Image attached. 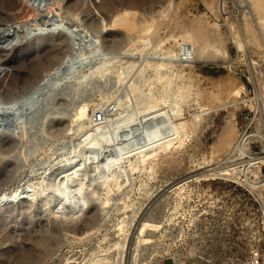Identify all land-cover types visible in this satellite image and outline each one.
Returning a JSON list of instances; mask_svg holds the SVG:
<instances>
[{
	"label": "rangeland",
	"instance_id": "rangeland-1",
	"mask_svg": "<svg viewBox=\"0 0 264 264\" xmlns=\"http://www.w3.org/2000/svg\"><path fill=\"white\" fill-rule=\"evenodd\" d=\"M261 3L0 0V264H264Z\"/></svg>",
	"mask_w": 264,
	"mask_h": 264
},
{
	"label": "bare ground",
	"instance_id": "bare-ground-1",
	"mask_svg": "<svg viewBox=\"0 0 264 264\" xmlns=\"http://www.w3.org/2000/svg\"><path fill=\"white\" fill-rule=\"evenodd\" d=\"M31 1V0H30ZM259 1V0H258ZM264 0H260V3L261 4H263L264 2H263ZM128 2V1H127ZM254 2V1H253ZM12 3V2H11ZM31 3V2H30ZM256 4H257V2H256ZM32 5V4H31ZM35 6V5H34ZM33 6V7H34ZM12 8L11 9H13V10H21V5H19L17 2H15L14 4H12V6H11ZM11 9H9V10H11ZM33 9V8H32ZM33 11H34V13H35V11H37V10H35V9H33ZM26 12V11H25ZM25 12L23 13V14H25ZM38 12V11H37ZM27 13V12H26ZM32 14V13H31ZM17 15H18V13H17ZM19 17V16H18ZM18 17H16V18H18ZM28 17V14H26V15H23V17L22 18H27ZM15 19V18H14ZM13 20V19H12ZM8 23V22H7ZM61 45V44H60ZM60 45H58L57 47H56V50H55V53H54V55L53 56H50V58L48 59V60H46V61H50L49 63V66H48V68H49V70L50 71H47L48 73H50L56 66H58V65H61L62 64V62L65 60V57L67 56V53L63 50V48H64V46H63V48H61V46ZM39 47V46H38ZM43 60V59H42ZM43 63V62H42ZM36 64V63H35ZM47 64V63H46ZM37 66H39L38 64H36ZM35 65V66H36ZM45 65V64H44ZM47 66V65H46ZM46 66H45V68H46ZM36 68V67H35ZM37 69V68H36ZM31 70V69H30ZM33 72V71H32ZM37 72V71H36ZM35 72V73H36ZM25 77V76H24ZM46 77H49V75L48 76H46ZM28 79H31V78H27V80ZM33 79H34V77H33ZM33 79H32V81H33ZM37 79V77H35V80ZM24 80V79H23ZM34 80V81H35ZM43 80H47L48 81V79H43ZM29 81H31V80H29ZM37 81V80H36ZM11 82V81H10ZM15 82H18V81H16L15 80ZM15 82L13 83V84H15ZM35 83V82H34ZM10 85V84H9ZM31 85L32 86H35V85H33V82L31 83ZM37 85V84H36ZM14 86V85H13ZM10 87H11V85H10ZM37 87V86H36ZM31 88V87H30ZM33 89H34V87H33ZM37 89H38V87H37ZM35 90H36V88H35ZM34 90V91H35ZM36 92V91H35ZM11 93V92H10ZM30 93V92H29ZM28 94V93H27ZM26 95V94H25ZM29 95V94H28ZM28 95L26 96V97H28ZM30 95H31V93H30ZM22 97V96H21ZM10 98V97H9ZM15 98V97H14ZM19 99V98H18ZM20 100V99H19ZM14 102V101H13ZM232 165V164H231ZM187 182V181H186ZM186 182H183L182 184H176V185H174L172 188H174V189H178V188H180V187H182ZM173 190V189H172ZM171 190V191H172ZM170 191V192H171ZM147 227H154V225H152V224H149V223H144L143 224V227H140L139 226V228L137 229V232L135 233L136 234V237L135 238H137V244H136V246L135 247H138V248H140L138 245H140V243H141V241H142V237H143V234H144V232H145V229L147 228ZM135 236V235H134ZM133 240V239H132ZM131 240V241H132ZM135 240V239H134ZM133 240V241H134ZM146 241V240H145ZM133 243V242H132ZM131 242H130V244H132ZM133 245H134V243H133ZM129 246V245H128ZM134 248V247H133ZM132 247H130V249H129V252L132 254V252L133 251H135L137 248H135V249H133ZM137 252H138V250H137ZM136 252V253H137ZM127 254V253H126ZM129 255V254H128ZM127 255V256H128ZM132 256H134V255H132ZM130 260V259H129ZM137 262V261H136ZM125 264H128V263H125ZM129 264H133L131 261H129ZM135 264V263H134ZM137 264V263H136Z\"/></svg>",
	"mask_w": 264,
	"mask_h": 264
},
{
	"label": "water",
	"instance_id": "water-1",
	"mask_svg": "<svg viewBox=\"0 0 264 264\" xmlns=\"http://www.w3.org/2000/svg\"><path fill=\"white\" fill-rule=\"evenodd\" d=\"M84 172V171H83ZM67 210H71V211H78V208H76L73 204L72 205H68ZM61 209H57L56 212L60 213Z\"/></svg>",
	"mask_w": 264,
	"mask_h": 264
},
{
	"label": "built area",
	"instance_id": "built-area-1",
	"mask_svg": "<svg viewBox=\"0 0 264 264\" xmlns=\"http://www.w3.org/2000/svg\"><path fill=\"white\" fill-rule=\"evenodd\" d=\"M98 118H99V120H101V116H99Z\"/></svg>",
	"mask_w": 264,
	"mask_h": 264
}]
</instances>
